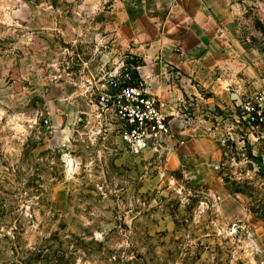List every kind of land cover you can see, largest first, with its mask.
I'll list each match as a JSON object with an SVG mask.
<instances>
[{
    "label": "rangeland",
    "instance_id": "rangeland-1",
    "mask_svg": "<svg viewBox=\"0 0 264 264\" xmlns=\"http://www.w3.org/2000/svg\"><path fill=\"white\" fill-rule=\"evenodd\" d=\"M152 1L0 0V264H264V125L243 114L264 99V0H232L213 69L161 78L163 152L76 126L102 67L146 83ZM200 139L219 163L182 154Z\"/></svg>",
    "mask_w": 264,
    "mask_h": 264
},
{
    "label": "crops",
    "instance_id": "crops-1",
    "mask_svg": "<svg viewBox=\"0 0 264 264\" xmlns=\"http://www.w3.org/2000/svg\"><path fill=\"white\" fill-rule=\"evenodd\" d=\"M159 3L166 7L165 11H153L155 14H149L150 20L160 22L158 35L151 34L150 66L141 69L139 74L146 81L151 95L167 101L165 98L174 93L160 87L161 78L165 82L175 75L174 71L185 72L187 68L191 71L188 76L195 78L198 64L189 66L186 62H198L201 55H204L206 66L213 69L215 55L223 54L230 46L229 32L235 15L230 8L233 5L232 0L152 1L153 5ZM134 39L140 43L145 42L138 36ZM191 92L197 94L196 89ZM165 111L169 116H173L170 110L165 108ZM181 150L188 159L205 156L214 163H219L221 159L220 151L206 140L189 141Z\"/></svg>",
    "mask_w": 264,
    "mask_h": 264
},
{
    "label": "built area",
    "instance_id": "built-area-1",
    "mask_svg": "<svg viewBox=\"0 0 264 264\" xmlns=\"http://www.w3.org/2000/svg\"><path fill=\"white\" fill-rule=\"evenodd\" d=\"M86 82L83 96L89 110L79 114L76 126H91L95 136L111 137L133 155L158 154L172 142V117L162 100L148 92L146 83L134 78L133 70L123 66L108 72L102 67ZM243 114L248 124L264 125V99L246 103Z\"/></svg>",
    "mask_w": 264,
    "mask_h": 264
}]
</instances>
